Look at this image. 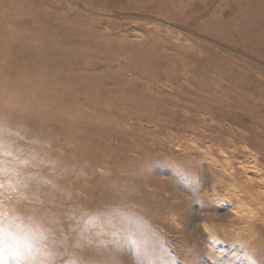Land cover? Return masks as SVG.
Masks as SVG:
<instances>
[{"label": "rangeland", "instance_id": "1", "mask_svg": "<svg viewBox=\"0 0 264 264\" xmlns=\"http://www.w3.org/2000/svg\"><path fill=\"white\" fill-rule=\"evenodd\" d=\"M0 124L57 264H264V0H0Z\"/></svg>", "mask_w": 264, "mask_h": 264}, {"label": "clouds", "instance_id": "2", "mask_svg": "<svg viewBox=\"0 0 264 264\" xmlns=\"http://www.w3.org/2000/svg\"><path fill=\"white\" fill-rule=\"evenodd\" d=\"M23 140L21 132L0 124V248L22 246L20 264H57L56 254L47 246L46 231L10 203L32 178L28 172L31 157Z\"/></svg>", "mask_w": 264, "mask_h": 264}]
</instances>
